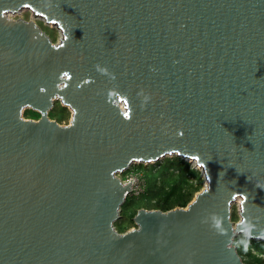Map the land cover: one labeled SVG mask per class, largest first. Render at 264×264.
<instances>
[{
	"label": "water",
	"instance_id": "95a60500",
	"mask_svg": "<svg viewBox=\"0 0 264 264\" xmlns=\"http://www.w3.org/2000/svg\"><path fill=\"white\" fill-rule=\"evenodd\" d=\"M173 155L204 187L119 232V173ZM242 217L264 240V0H0V264H246Z\"/></svg>",
	"mask_w": 264,
	"mask_h": 264
},
{
	"label": "trees",
	"instance_id": "16d2710c",
	"mask_svg": "<svg viewBox=\"0 0 264 264\" xmlns=\"http://www.w3.org/2000/svg\"><path fill=\"white\" fill-rule=\"evenodd\" d=\"M184 163L187 164L183 158L178 157L166 159L157 168L139 164L140 169H137L143 171L146 177L145 191L140 196H128L124 205L140 200L147 209L169 210L176 206H186L192 191L199 188L203 177L198 169ZM240 238L241 235L234 241ZM236 248L246 264H264V240L250 238L247 250L242 245H236Z\"/></svg>",
	"mask_w": 264,
	"mask_h": 264
},
{
	"label": "rangeland",
	"instance_id": "374dc122",
	"mask_svg": "<svg viewBox=\"0 0 264 264\" xmlns=\"http://www.w3.org/2000/svg\"><path fill=\"white\" fill-rule=\"evenodd\" d=\"M12 18H23L25 20H29V19H33L38 26L44 31L46 32V34L50 37V39L55 42V30L54 27L52 25H48L46 24L42 19H39L37 17H34V15L32 14V12L29 9H24L19 13H14L10 15ZM70 109L66 106H63L62 104H60L59 100H56L54 102V106L51 109V111H49V117L51 119H55L57 122H59L60 124H68L69 123V119H70ZM38 113L36 112H32L30 109H25L23 116L25 118H35ZM178 158L177 156L173 155V156H169V157H165L164 159L160 160V162H150V163H135L132 166H130L129 169H133V168H139L140 166H138L139 164H143L144 165H151V167L157 168L160 166L161 163H163L166 159H176ZM186 163H184V165L186 166H190L191 168L194 169H198L194 166V164L192 162H190L187 159H184ZM140 169V168H139ZM162 170V169H161ZM168 171H171V169H169ZM126 174V172L123 173H119V177L123 178L124 175ZM205 181L204 179L202 180L200 186L198 189L193 190L192 194L190 195V199L189 202L194 198L195 194L200 191L203 187H204ZM135 203H127L126 205L122 206V210H121V217L115 222V228L119 231L122 232V230L124 229H132L135 227V222L133 221L132 216L135 215L136 210H138L139 208H145L144 205H142V203H140V200H135ZM177 207V206H176ZM232 220L233 221H237L239 219L238 216V206L237 204H234L232 207Z\"/></svg>",
	"mask_w": 264,
	"mask_h": 264
},
{
	"label": "clouds",
	"instance_id": "9594fccd",
	"mask_svg": "<svg viewBox=\"0 0 264 264\" xmlns=\"http://www.w3.org/2000/svg\"><path fill=\"white\" fill-rule=\"evenodd\" d=\"M101 71H106V69H100ZM145 99H148V97H145ZM208 189H205V191H207ZM211 220H212V226L219 232H223L224 229L221 227V219L216 215L213 214L211 216ZM254 225L251 223V220H246L245 218H241L238 222H237V226L235 228V231L240 232L241 233V238L239 240L236 241H229V246H231L232 244H236V245H242L244 247L245 250H247L248 244L250 242V238L252 235V229H253Z\"/></svg>",
	"mask_w": 264,
	"mask_h": 264
},
{
	"label": "built area",
	"instance_id": "2783aa9c",
	"mask_svg": "<svg viewBox=\"0 0 264 264\" xmlns=\"http://www.w3.org/2000/svg\"><path fill=\"white\" fill-rule=\"evenodd\" d=\"M123 182H128L131 185L130 191L127 193L128 196H140L144 193L146 187V177L143 171L137 168L128 169L123 178Z\"/></svg>",
	"mask_w": 264,
	"mask_h": 264
},
{
	"label": "snow or ice",
	"instance_id": "6c2138e0",
	"mask_svg": "<svg viewBox=\"0 0 264 264\" xmlns=\"http://www.w3.org/2000/svg\"><path fill=\"white\" fill-rule=\"evenodd\" d=\"M64 75H66V76H67V75H68V73H64ZM123 115H124L125 117H129V112H127V111H126V112H124V113H123Z\"/></svg>",
	"mask_w": 264,
	"mask_h": 264
},
{
	"label": "flooded vegetation",
	"instance_id": "af4514ba",
	"mask_svg": "<svg viewBox=\"0 0 264 264\" xmlns=\"http://www.w3.org/2000/svg\"><path fill=\"white\" fill-rule=\"evenodd\" d=\"M39 117V115L38 116H36L35 118L33 117L32 119H36V118H38Z\"/></svg>",
	"mask_w": 264,
	"mask_h": 264
}]
</instances>
